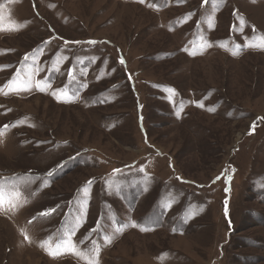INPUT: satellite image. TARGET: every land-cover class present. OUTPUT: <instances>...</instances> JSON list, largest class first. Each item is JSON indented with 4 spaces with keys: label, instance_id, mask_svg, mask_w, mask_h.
<instances>
[{
    "label": "rangeland",
    "instance_id": "rangeland-1",
    "mask_svg": "<svg viewBox=\"0 0 264 264\" xmlns=\"http://www.w3.org/2000/svg\"><path fill=\"white\" fill-rule=\"evenodd\" d=\"M0 191V264H264V0H0Z\"/></svg>",
    "mask_w": 264,
    "mask_h": 264
},
{
    "label": "snow or ice",
    "instance_id": "snow-or-ice-1",
    "mask_svg": "<svg viewBox=\"0 0 264 264\" xmlns=\"http://www.w3.org/2000/svg\"><path fill=\"white\" fill-rule=\"evenodd\" d=\"M141 2H143V0H141ZM204 3H207V0H203ZM75 43H79V42H75ZM88 44H95L97 43L96 41H88L87 42ZM27 54L25 56V59H27ZM120 63H124L123 59L120 60ZM68 75H69V79L70 80H75L76 77L73 75V72L71 69H69L68 71ZM37 88H40V82H37ZM27 87H31V83H30V78H29V82L27 84ZM15 91H20L22 90L20 86H18L16 89H14ZM41 91H43V88H40ZM169 91H172L174 92L173 89H169ZM55 95V93H53ZM64 95H67V93H64ZM202 106V105H201ZM4 127H8V125H4ZM62 166V165H61ZM114 172H118L119 170L117 169H114L113 170ZM141 171H143V168L141 169ZM217 179H219V177H217ZM92 181H88V183H91ZM3 202V192L0 191V203ZM226 205H227V202H226ZM55 209H49V210H44L43 212L41 213H38L37 215L40 216V217H47L48 215H50L52 212H54ZM192 215H195V213H193ZM225 216L227 217L228 216V209H227V206L225 207ZM191 218V216L189 217V219ZM185 223H187V220H185ZM135 226V225H134ZM97 229H92L91 231L95 232ZM75 235V231H71L68 233V236L71 237V236H74ZM25 239H27V237H25ZM60 247H64L66 251H72V252H75L76 249L75 247L71 244V241L70 239L65 241L63 238L60 240V242L58 243L57 245V250L55 252L53 251H49V254L50 255H54V254H59V248ZM47 250V249H46ZM96 254L98 255L99 253V248H96ZM90 264H95V261H90Z\"/></svg>",
    "mask_w": 264,
    "mask_h": 264
}]
</instances>
